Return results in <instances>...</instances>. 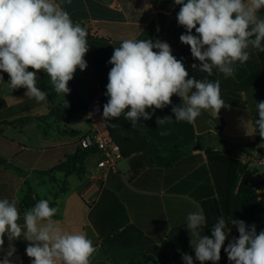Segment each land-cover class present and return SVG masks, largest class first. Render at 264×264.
Masks as SVG:
<instances>
[{
  "label": "crops",
  "instance_id": "obj_1",
  "mask_svg": "<svg viewBox=\"0 0 264 264\" xmlns=\"http://www.w3.org/2000/svg\"><path fill=\"white\" fill-rule=\"evenodd\" d=\"M57 2L87 29V68L76 70L70 93L56 100L69 104L63 121L51 116L48 97L38 103L24 88L12 91L9 76L2 75L0 198L17 201L21 225L36 200L54 204V219L62 228L85 234L97 247L91 264H128L147 256L159 264H184V253L200 264L185 224L189 212L203 209L208 225L202 235L208 236L223 216L230 227L227 247L239 236L231 222L243 220L242 187H255L264 202V147H259L264 139L255 128L256 105L264 101V52L250 49V59L237 63L234 77L225 78L216 69L208 76L191 68L199 61L180 42L186 30L177 23L181 6L173 0ZM124 39L167 42L172 54L183 59L190 78L220 81L224 107L218 116L205 110L194 123L176 122L172 106L181 101L173 96L172 105L155 110L151 119H141L135 127L124 116L108 122L123 153L116 172L99 168L100 155L94 152L84 158L79 175L55 170L81 151L79 139L90 130L82 114L91 100L99 96L102 105L107 103L108 61ZM164 117L169 118L158 125L157 119ZM12 243L14 264H31L28 242L21 238ZM8 245L5 237V250ZM217 264H230L223 248Z\"/></svg>",
  "mask_w": 264,
  "mask_h": 264
},
{
  "label": "clouds",
  "instance_id": "obj_2",
  "mask_svg": "<svg viewBox=\"0 0 264 264\" xmlns=\"http://www.w3.org/2000/svg\"><path fill=\"white\" fill-rule=\"evenodd\" d=\"M173 2L181 6L176 19L186 30L180 42L189 46L192 58L199 61L191 65L194 71L212 76L216 69L225 78L234 77L237 63L250 59V49L264 52V15L260 14L264 0ZM87 36V29L74 22L57 0H0V72L8 74L12 91L24 88L25 95L38 103L47 100L46 92L38 87L41 71L58 95L70 93L68 84L76 70L87 68ZM108 63L112 67L105 92L108 100L103 105L104 122L124 116L135 127L141 119H151L155 110L172 105L173 96L181 101L172 106L176 122L194 123L205 110L218 116L224 107L220 81L190 78L183 59L172 54L167 42L124 39L114 47ZM256 107L255 128L264 139V101ZM167 118H158L157 124ZM57 211L47 199H40L24 212L21 225L17 201L0 198V264H14L12 242L21 238L28 242L25 251L31 264H91L97 247L85 234L65 231L54 219ZM185 224L194 237L190 246L200 264H217L222 248L230 264H264V230L257 233L254 224L234 219L231 225L239 236L227 247L230 227L223 216L212 225L211 236L202 235L208 225L202 208L189 212ZM182 259L184 264H194L193 256L187 253Z\"/></svg>",
  "mask_w": 264,
  "mask_h": 264
},
{
  "label": "trees",
  "instance_id": "obj_3",
  "mask_svg": "<svg viewBox=\"0 0 264 264\" xmlns=\"http://www.w3.org/2000/svg\"><path fill=\"white\" fill-rule=\"evenodd\" d=\"M32 71V69H29ZM1 75L7 76V73L0 72ZM38 79V87L41 90L45 91L47 97L49 98L50 103L52 104L51 116L55 117L57 121H63L66 118V110L69 104L67 102H56L58 95L52 88L49 82V78L46 74L40 76ZM92 152L87 150L79 151L74 156L67 158V160L60 165H58L55 170H60L68 175L70 174H80V171L83 168V161L86 156L90 155ZM2 161H0L1 163ZM241 201L244 208V213L242 219L244 222L251 226H256V231L259 233L261 230H264V202L260 201L256 192L255 187L244 185L241 191ZM39 201L36 200L35 203ZM50 206L55 207L54 204ZM128 264H159L155 258L151 256L145 257L140 261H132Z\"/></svg>",
  "mask_w": 264,
  "mask_h": 264
},
{
  "label": "built area",
  "instance_id": "obj_4",
  "mask_svg": "<svg viewBox=\"0 0 264 264\" xmlns=\"http://www.w3.org/2000/svg\"><path fill=\"white\" fill-rule=\"evenodd\" d=\"M103 105L101 98L95 96L89 109L82 114L90 124V130L79 139L82 150L100 155L98 167L105 172H116L118 164L123 159L119 144L114 140L108 122L102 119Z\"/></svg>",
  "mask_w": 264,
  "mask_h": 264
}]
</instances>
